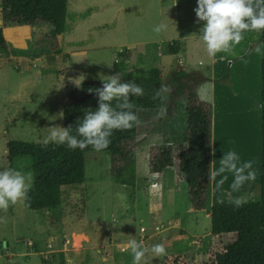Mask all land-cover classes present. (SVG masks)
<instances>
[{
    "label": "rangeland",
    "instance_id": "374dc122",
    "mask_svg": "<svg viewBox=\"0 0 264 264\" xmlns=\"http://www.w3.org/2000/svg\"><path fill=\"white\" fill-rule=\"evenodd\" d=\"M196 6V0H68L64 38L73 37L78 41L73 43L75 46L89 45L96 49L85 54L84 73H94L102 79L111 76L108 65L115 61L119 51L131 49L128 69L134 72L137 55L144 54V69H159L170 91L163 94V108L137 113L141 124L137 125L134 145V186H123L113 180L108 155L86 153L85 182L63 189L58 212H50L41 219L35 211L25 208L24 203L11 205L7 212L0 210V217L6 218V223H0L3 244L0 264H58L60 253L64 254L66 264H132V255L125 250L129 239L143 246H165L166 255L152 259L149 256V264H206L222 254H232L236 235L213 237L210 234V208L213 204L230 203L238 195L251 194L248 202L259 200V144L255 155L246 158L253 161L256 172L253 184L245 183L240 192L230 196L232 173L215 193L212 192L214 185L209 183L206 206L200 212L191 209L186 184L171 170L164 173L160 182L161 176H151L148 169L152 146L170 147L177 154L186 135V99L175 98L176 73L187 71L184 81L192 87L198 76L191 73L212 75L215 71L204 49L200 47L202 53L194 50L195 34H199L203 24L195 22ZM160 23H167L168 28L156 34L152 29ZM181 37H186L187 44L182 60L179 56L170 57L167 49V44L179 42ZM259 37L260 33L256 32L244 34L235 51L242 56L249 53L250 58L243 65L235 66L232 72L238 88L247 81L253 102L258 98V91L261 93L259 58L261 55L262 59V54L254 51L260 45ZM8 46L11 50L17 47L12 40ZM8 52V57L0 56V170L12 167L32 173L29 158L15 159L10 165L7 143L19 140L43 144L48 127H63L59 115L77 100V91L81 88L76 83L77 89L70 91L73 93L69 98L61 100L64 84H59V73L63 55L67 53L52 62L50 52L43 55L39 41L27 52L15 55ZM187 55L192 58L188 60ZM41 56L43 59L35 60ZM18 62L22 64L17 66ZM79 77L83 82L86 79L85 74ZM76 84L72 82L69 87ZM174 101L180 104L179 108ZM162 109L165 114L159 115ZM252 109L260 122L261 110L256 106ZM54 116L57 118L52 120ZM221 126L218 125L219 129ZM212 135L211 131L210 141ZM253 135L248 133V148L254 145L249 143ZM29 242L31 245H27Z\"/></svg>",
    "mask_w": 264,
    "mask_h": 264
},
{
    "label": "trees",
    "instance_id": "16d2710c",
    "mask_svg": "<svg viewBox=\"0 0 264 264\" xmlns=\"http://www.w3.org/2000/svg\"><path fill=\"white\" fill-rule=\"evenodd\" d=\"M0 14L3 28L30 26L39 29L44 49L54 55H62L58 37L67 31L68 0H0ZM253 33V32H246ZM264 53V33L259 41ZM9 45V40L7 41ZM0 28V56L8 57V47ZM178 42L168 46V53L176 55ZM131 56L130 50L119 52L111 66L112 74H124L122 82L134 80L144 89L142 97H131L136 114L140 110H158L164 107L163 95L153 99L160 84H164L161 72L157 68L145 70L144 57L137 55L136 69L128 72L126 62ZM68 56L63 55V60ZM185 71L176 73L175 98L186 99V135L176 152L172 148L152 146L149 158V173L160 175L166 168L177 166L178 174L187 186L189 204L192 210L201 211L206 206L209 187L208 170L211 160V107L200 101L193 88L186 86ZM230 68L218 80L229 82ZM102 83L87 82L80 90L77 100L62 111V126L76 127L78 118H83L88 109L98 107L95 92L89 89L101 87ZM176 107L180 104L174 101ZM113 101V107L115 106ZM261 103H264V54L261 59ZM74 134V133H73ZM137 137V125L130 129L114 130L110 144L101 153L110 157L113 180L127 187L135 183L134 145ZM260 196L256 202H247L237 208L232 203L213 204L210 208V234L213 237L236 235L232 254H222L206 264H264V110L260 117ZM97 152L91 146L80 150H70L66 145L49 143L35 144L19 140L7 143V155L10 165L15 159L29 158L33 176L32 186L24 202L25 208L35 211L41 219L50 212H58L62 204L63 189L81 186L85 182V155ZM176 154V165H175ZM58 264H66L63 253L58 255Z\"/></svg>",
    "mask_w": 264,
    "mask_h": 264
},
{
    "label": "clouds",
    "instance_id": "9594fccd",
    "mask_svg": "<svg viewBox=\"0 0 264 264\" xmlns=\"http://www.w3.org/2000/svg\"><path fill=\"white\" fill-rule=\"evenodd\" d=\"M197 6L193 9L196 23L203 22L199 29L198 38L209 59H214L217 53L234 54L235 46L244 39L246 32L264 33V0H196ZM168 28L167 23H160L153 27L152 31L160 34ZM256 54L262 53L260 45L254 49ZM111 67L110 65H108ZM101 79L102 86L89 89L95 92L98 107L93 111L88 109L83 118H78L76 127H48V135L42 143L66 145L70 150L79 148L84 150L91 146L94 151H102L110 144V137L114 130L130 129L134 125H140L139 116L132 109L131 97H142L144 89L134 80L122 82L117 75L104 76ZM82 81V80H81ZM80 81V83H81ZM167 84H160L153 99L169 92ZM113 101L115 106L113 107ZM256 109L264 110V103L256 105ZM59 115L61 118L63 113ZM162 109L159 115H164ZM57 117H53L52 120ZM74 133V134H73ZM215 140L209 141L208 147L215 156L213 147ZM214 159L209 166L208 180L214 185L212 192L222 189L228 180L226 173H232L233 180L230 184V192L238 193L245 183L256 179L253 161L241 162L240 156L233 150L223 153L219 159V166ZM219 177V179H217ZM33 176L30 172H23L17 168L7 167L0 170V210L7 212L11 205L24 203L32 186ZM252 198L251 194L238 195L230 200L239 208ZM0 223H6V218L0 217ZM125 250L132 255V264H149L148 257L158 258L166 255L163 244L143 246L135 239H129Z\"/></svg>",
    "mask_w": 264,
    "mask_h": 264
},
{
    "label": "crops",
    "instance_id": "0c3cea01",
    "mask_svg": "<svg viewBox=\"0 0 264 264\" xmlns=\"http://www.w3.org/2000/svg\"><path fill=\"white\" fill-rule=\"evenodd\" d=\"M197 25H201V23ZM0 28H2V33L5 38L6 44L8 40H12L17 46L14 50H11L7 44L8 50L13 55L18 54L20 52H23V53L27 52V49L31 48L34 42L36 41H39L43 47L42 36L38 28L32 29L30 26L3 28L1 14H0ZM195 35H196L195 36L196 38L194 39L195 40L194 50L199 53L201 52L200 47H202L203 49V45L198 38V34H195ZM64 37L65 36L63 35L58 37L60 46L63 48L62 53L63 54L67 53L66 55H68V57L64 60V63L61 64L60 73H59V80H60L59 84H62V83L64 84L63 86L64 93H62L61 100L64 97L70 96L73 93L70 91L72 89H77V84L81 88L86 82L102 83L101 82L102 78L95 77L94 73L92 74L84 73L86 69L85 62H84L85 54H87V52L95 51L96 49L90 47L89 45H86V46L76 45L75 46L73 45V43L78 42L77 40H73V37L71 38L70 37L64 38ZM185 39L186 37H181L178 39L179 41L178 42V47H179L178 54L170 55L168 53L170 57L179 56L180 59L182 60V54L187 52V44L185 42L186 41ZM168 46L169 44H167V49H168ZM90 49H94V50H90ZM45 50L46 49H44L43 47V55H46V53L49 54V51L46 50V52H44ZM129 50L132 52L131 49ZM50 53L51 54L49 55H52V56L49 57V60H51L52 62H55V60L58 59V57H60L58 55H54L52 52ZM248 54L243 55V56L237 55L235 49H234V54L217 53L214 59H210V61L213 62L214 69H215L212 75L211 74L209 75L208 73L202 74L196 71V72L191 73L194 76L196 75L198 76V78L194 81V85H192V87L187 83L188 82L187 80L185 81L186 86L194 89V91L196 92L198 96V99L200 101L208 103L211 107V125H212L211 131L213 132V135H212L213 140H215L213 147L216 149L215 156H213V160L214 159L216 160L215 162H216L217 167L219 166V159L223 156V153H226L227 151H230V150L235 151L240 156L241 162H243V161H249L248 159L246 160L247 157L249 158V156L255 155L258 144L260 147V130H259L260 122L256 114L253 115L254 111H252L253 110L252 108H254L257 103L258 104L261 103V99H260L261 93H259L258 91L257 93L258 98L256 101L253 102L251 100V91L249 90L247 86L248 84L247 81H246L245 86H243L242 88H238L235 85V82L233 81V76H232L233 75L232 72L235 66L243 65V62L248 61L247 59L250 58ZM75 55H77L76 58H74ZM142 55L144 57V65H143L144 67L146 59H145L144 54ZM187 58L188 60H190V58L192 57L190 55H187ZM233 58H236V59L233 60ZM41 59H43L42 56L40 58H35V60H41ZM260 62H261V55L259 58V66H260ZM112 64L113 62L110 64V66H112ZM227 65L230 67L229 82L220 83L218 82V80L223 76L224 70ZM127 71L132 73L133 70L128 69ZM82 74H85V77H86L84 82L79 77ZM185 74L186 75L184 79H187L188 72L186 71ZM117 76H119L120 78L121 77L123 78L124 74H117ZM72 82H74V84L77 83L76 86L69 87V85H72ZM257 82H258V77H257ZM80 90L81 89H78L77 96H79ZM220 124H222V126L219 129L218 125ZM249 132H252L254 134L253 136H255L252 141L249 140V143L254 142V145L250 148L247 147ZM167 170H171L172 174L176 175L179 181L185 183L183 178L178 174L177 166L164 169L162 173L160 174L161 176V179H159L160 182L163 178L164 173ZM230 174L231 173H226L228 177L230 176ZM253 182L254 181H250V182H247L246 184H253ZM168 191L171 192V189H169Z\"/></svg>",
    "mask_w": 264,
    "mask_h": 264
},
{
    "label": "built area",
    "instance_id": "2783aa9c",
    "mask_svg": "<svg viewBox=\"0 0 264 264\" xmlns=\"http://www.w3.org/2000/svg\"><path fill=\"white\" fill-rule=\"evenodd\" d=\"M169 45H171V44H169ZM21 64H22L21 62L16 63L17 66H20ZM27 245H31V243L29 242V243H27Z\"/></svg>",
    "mask_w": 264,
    "mask_h": 264
},
{
    "label": "water",
    "instance_id": "95a60500",
    "mask_svg": "<svg viewBox=\"0 0 264 264\" xmlns=\"http://www.w3.org/2000/svg\"><path fill=\"white\" fill-rule=\"evenodd\" d=\"M2 245H3L2 242H0V247H1Z\"/></svg>",
    "mask_w": 264,
    "mask_h": 264
}]
</instances>
